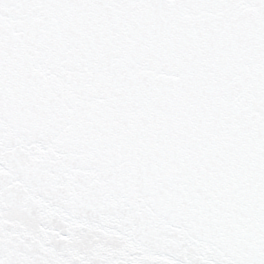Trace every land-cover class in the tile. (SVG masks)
<instances>
[{
  "label": "snow or ice",
  "instance_id": "snow-or-ice-1",
  "mask_svg": "<svg viewBox=\"0 0 264 264\" xmlns=\"http://www.w3.org/2000/svg\"><path fill=\"white\" fill-rule=\"evenodd\" d=\"M0 264H264V0H0Z\"/></svg>",
  "mask_w": 264,
  "mask_h": 264
}]
</instances>
